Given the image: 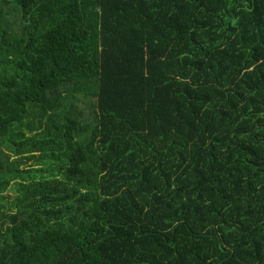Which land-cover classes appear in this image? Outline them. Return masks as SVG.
Listing matches in <instances>:
<instances>
[{"label": "trees", "instance_id": "trees-1", "mask_svg": "<svg viewBox=\"0 0 264 264\" xmlns=\"http://www.w3.org/2000/svg\"><path fill=\"white\" fill-rule=\"evenodd\" d=\"M0 264H264V0H0Z\"/></svg>", "mask_w": 264, "mask_h": 264}, {"label": "rangeland", "instance_id": "rangeland-1", "mask_svg": "<svg viewBox=\"0 0 264 264\" xmlns=\"http://www.w3.org/2000/svg\"><path fill=\"white\" fill-rule=\"evenodd\" d=\"M7 192L10 195V198L8 199L9 201L8 200L7 201L10 202L12 200V197H14L15 195L13 194L12 190H9Z\"/></svg>", "mask_w": 264, "mask_h": 264}]
</instances>
